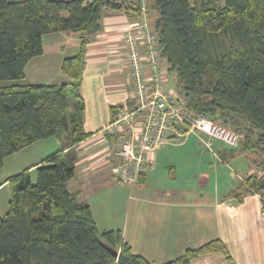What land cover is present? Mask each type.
I'll return each mask as SVG.
<instances>
[{"label":"trees","instance_id":"obj_1","mask_svg":"<svg viewBox=\"0 0 264 264\" xmlns=\"http://www.w3.org/2000/svg\"><path fill=\"white\" fill-rule=\"evenodd\" d=\"M146 2L156 46L189 112L236 130L241 152L261 158L263 169L264 0ZM106 5L130 16L142 13L141 0H0V169L8 156L39 140L56 137L62 143L7 178L11 194L6 215H0V264H154L134 251L121 229L101 230L91 205L69 188L78 145L89 136L81 91L87 46L103 30ZM51 32L81 39L79 51L61 65L69 82L12 83L25 78L27 64L43 54V36ZM117 113L111 107L113 118ZM236 150L230 149L231 156ZM238 189L233 194L239 202L260 194L264 210V174H247ZM213 253L236 264L221 237L163 264H193Z\"/></svg>","mask_w":264,"mask_h":264},{"label":"crops","instance_id":"obj_2","mask_svg":"<svg viewBox=\"0 0 264 264\" xmlns=\"http://www.w3.org/2000/svg\"><path fill=\"white\" fill-rule=\"evenodd\" d=\"M142 2L148 4L146 0H141V4ZM139 15L130 16L123 10L106 5L102 15L103 30L92 35L87 46L81 91L85 100L84 127L89 136L78 145L76 175L70 180L69 188L78 192L79 198L91 205L97 225L100 227L102 224L101 230L115 228L104 227L111 226L109 221L101 220L98 217L99 213L95 212L93 204L85 200L84 197L94 193L102 184L117 185L118 178L115 168L121 162L118 155L120 142L116 133L111 131L103 133V131L116 117L111 116V107L118 108L117 114H119L121 108L126 105L132 106L135 103V98H133L134 80L126 56L123 34L132 22L141 18ZM80 44L81 39L77 34L67 32L45 34L43 36V54L29 61L25 78L16 81V83L60 84L69 82V78L61 72V65L66 57L73 56L79 51ZM190 133L192 132L185 136V140L188 139H186L187 136L191 135ZM197 133L199 136L210 138L203 132L198 131ZM184 141L182 144L186 142ZM205 141L207 146H215L213 141ZM171 142L180 143L169 141L160 146L155 151V167L147 170L142 181L135 186V188L139 187V190L135 195L137 204H133L132 218H130V236H145L147 244L146 251L135 247L137 244L135 241L126 239L129 229L126 230L124 237L133 246L134 251L146 256L151 261L156 258L171 260L183 254L187 248L197 247L192 246L191 241L199 238L200 235L193 236L194 232L187 227V223L193 221L194 216L191 218L183 214L186 208L193 205L194 211L199 210L198 214L200 215H203L201 211L203 208L208 209L210 222L212 216L220 220L225 218L227 235L221 234L220 236L226 242L236 264H264V216L260 194L245 196L241 204L235 207L232 202L233 199H236L233 194L235 190L219 201L216 194H213L215 198H212V193L209 198L201 199L200 196H203L201 192L190 194L193 196L189 198L186 190L179 188L170 189L150 185L151 187L148 189H142L150 178H154L160 155L167 149L166 146L172 144ZM214 150L218 157H231V151L228 148L218 145ZM48 155V153L41 154L40 159H36L37 161L28 167L40 163ZM35 167L31 168L33 177H35ZM7 178L0 181V187L4 188L8 185ZM202 178L206 181V177ZM135 188L133 187L134 190ZM7 211L8 205H0V215H6ZM159 242H171L174 247L165 249L159 256H153V253L147 250H153V247L157 246ZM218 255V253H213L197 257L193 260V264L196 261L203 262L200 264H214L213 260L217 264H226L225 260Z\"/></svg>","mask_w":264,"mask_h":264},{"label":"rangeland","instance_id":"obj_3","mask_svg":"<svg viewBox=\"0 0 264 264\" xmlns=\"http://www.w3.org/2000/svg\"><path fill=\"white\" fill-rule=\"evenodd\" d=\"M149 9L151 13V8L149 7ZM163 63L166 65V60L163 59ZM11 82L16 83L14 81ZM174 83V80L171 79V76L169 75L168 87H174ZM197 132L198 131H194L190 133L191 135L186 137V139H188L185 140L186 142L184 141V144H182L183 142H171V145L166 146L167 149L160 155V160L158 166L156 167L157 170L156 173H154V178H150L147 184H144L142 189H148L151 187L150 185L170 189L179 188L186 190L188 194H185H187V196L189 195V198L193 196L190 194L201 192L203 194V196H200L201 199H204L205 197L209 198L210 193H212V198H215L213 194H216V197H218L219 201H221L232 191L239 190L238 188L241 180L247 174H264V168L262 169V166L258 165L261 158L250 152H241V139L237 146H229L217 141L216 139H208L207 136L202 135L199 136ZM205 140L213 141L215 146H207ZM175 143L176 145H173ZM61 145L62 143L59 139L56 137H49L47 139L39 140L36 143H33L32 145L8 156L5 159L4 166L0 169V181L6 177L22 172L28 167V165L37 161L36 159L39 160L41 154H51L59 149ZM218 145L228 149H237V153L231 157H218L214 152V148H217ZM255 160L256 163H253ZM170 167L172 168L170 169ZM202 177H206V181H204V178ZM0 188V205H9V198L11 194L9 185L4 188L2 186ZM132 189L133 187L128 183H123L117 180L116 186L102 184L98 190L96 189L94 193L85 196L84 199L93 204L94 210L99 213L98 217H100L101 220L109 221L108 223H110L109 225L111 226L103 225L104 227L121 229L124 235L126 230L129 229L126 234V239H132L135 243H137L135 247L146 251L145 246L147 242L145 236H130V218H132L133 204H137V196L135 195L137 194L139 187H136L135 190ZM232 202L235 207L241 204V202L236 199H233ZM194 210L195 207L192 205L183 211V214H185L186 217L192 218L194 216V220L187 223L188 229L194 232L193 236L196 237L200 235L199 238H195L191 241L192 246H199L210 239L221 237V234L224 236L227 235L225 227L227 222H225V218H221L220 220L215 219L214 216H212V221L210 222L208 209L203 208L201 210L203 215L198 214L199 210ZM259 212L261 213L260 209ZM101 227L102 224L99 228L101 229ZM234 229H236V226H234ZM139 245L143 247H140ZM173 247L174 244L171 242H159L157 243V246L153 247V250L147 251L153 253V256H159L163 254L165 249ZM218 254L220 258H223L220 253ZM168 260L169 259L166 258H156V260L152 259L154 264H163ZM213 262L214 264H217L216 261L213 260ZM200 263L203 262H194V264Z\"/></svg>","mask_w":264,"mask_h":264},{"label":"built area","instance_id":"obj_4","mask_svg":"<svg viewBox=\"0 0 264 264\" xmlns=\"http://www.w3.org/2000/svg\"><path fill=\"white\" fill-rule=\"evenodd\" d=\"M141 18L123 34L128 64L134 80L132 106L126 105L103 131L116 133L120 142L117 176L134 187L141 173L156 165L155 151L169 141L182 142L199 131L229 146H237L240 134L204 114H192L175 87H168L169 72L163 63L142 2Z\"/></svg>","mask_w":264,"mask_h":264}]
</instances>
